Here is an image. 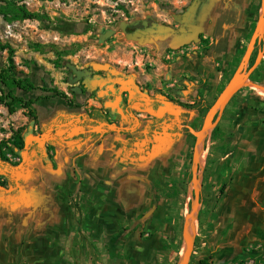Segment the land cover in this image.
Wrapping results in <instances>:
<instances>
[{
	"label": "rangeland",
	"instance_id": "obj_1",
	"mask_svg": "<svg viewBox=\"0 0 264 264\" xmlns=\"http://www.w3.org/2000/svg\"><path fill=\"white\" fill-rule=\"evenodd\" d=\"M7 1L0 0V47L13 49L17 70L38 87L33 92H20L26 99L37 101L31 107L37 117L35 120L29 109L20 108L11 114L0 103V159L15 166L22 159L9 149L13 133L34 121L33 134L40 135L47 128L46 125L53 122L54 110L63 103L64 99L53 97L44 89L57 87L78 108L84 107L80 111L93 115L94 108L88 98L79 97L71 90L68 63L80 68L97 61L111 63L125 72L153 73L157 69L154 60L161 58L165 63L169 60L144 47L148 42L165 37L178 38L181 40L180 47L198 44L197 50L205 55L211 42L210 39L202 40L200 34L195 35L199 41L190 39L192 29L188 33L175 19V15L187 10L182 11L189 0H22L17 3L25 5L31 12L39 13L40 18L13 21L1 11ZM259 1L262 3L260 18L264 13V0H252L248 9L250 19L256 14ZM149 14L161 24L179 31L140 41L123 31V21ZM108 30H112L113 34L102 40ZM257 37L256 43L260 49L259 44L264 36L261 37L258 32ZM249 43L246 37L244 44L234 45L231 54L226 55L220 66H215V76L220 74L219 69H224L223 76L218 79L221 84L217 85L213 75L209 86L212 91L202 92L205 99L202 107L216 104L243 62ZM259 55L261 59L264 58V50ZM9 56L8 48H0V65L8 67ZM244 62V73H247L250 58H245ZM225 73L231 75L228 82ZM193 78L190 76L188 80ZM245 86L254 88L257 93L259 89L264 92V89L252 86L248 81L239 89L243 94H246ZM260 97L264 103V94ZM64 102L68 105L66 100ZM170 103L179 106L174 99ZM253 103L256 104V100ZM226 105L225 102L220 104L221 111ZM235 109L229 107L227 119ZM138 110L134 113H141V109ZM195 114L192 111L184 114L183 121L179 123L182 124L181 136L169 158L166 176L162 179L163 190L167 184L176 183L180 193L166 205L160 191L159 196L163 199L153 211L152 204L140 200L125 202L120 181L124 177L128 179L129 175L117 174L123 163L116 164L115 156L110 159L98 156L95 160H88L89 153L70 146L71 140H62V129L57 131L58 137L49 141L44 150L33 149L24 170L18 175L23 191L21 201L14 205L4 204L0 208V264H137L136 253L142 249L138 245L141 239H149L146 233L154 229V225L160 227L165 244L161 256L152 259L151 264H174L175 254L168 250V244L177 236L183 226L182 217L188 215L193 204L198 205V227L193 235L195 241L188 264H197L200 259H207L210 264H264V126H261L264 113L241 108L236 121H239L240 115L246 116L242 125L236 122L230 128L223 124L226 131H222L223 135L216 140H213L211 132L205 141L206 161L204 166L199 165V172L196 171L191 151L196 139L194 131L203 128L204 115L200 110H196ZM153 117L158 123L161 121V118ZM221 117L222 114L218 113L217 123ZM158 123L157 127L160 128ZM132 124L136 122L132 121ZM129 125L126 121L118 120L108 126L113 129L112 132L117 131L118 127H132ZM216 125H213V129ZM238 125L243 126V130L238 131ZM231 129L236 134L234 137L229 135ZM247 131L251 132V136L242 140L241 136ZM120 134L133 137L137 131L130 128L129 133ZM147 134L153 135V132L148 131ZM252 135L255 137L252 138ZM209 154V180L214 187L218 185L220 175L224 176L228 171V182L235 171L242 170L246 165L250 177L260 176L262 181L258 179L253 184L256 186L254 194L243 198V202L253 198L250 201L253 202L252 213L239 207L244 205L242 200L238 197L239 202L235 201L234 187H228L214 210L210 206L205 208L203 233H200L199 214L203 205L199 202ZM195 176L198 179L193 180ZM131 178L134 182H142V179L151 180L152 176L146 174ZM195 180L196 187L193 189ZM131 228L133 232H128ZM128 247L137 252L130 253Z\"/></svg>",
	"mask_w": 264,
	"mask_h": 264
},
{
	"label": "crops",
	"instance_id": "obj_2",
	"mask_svg": "<svg viewBox=\"0 0 264 264\" xmlns=\"http://www.w3.org/2000/svg\"><path fill=\"white\" fill-rule=\"evenodd\" d=\"M251 1L210 0L204 11L202 27H193L192 33L189 35L191 37L190 39L199 41L198 37L195 38V35L202 31L206 38H210L211 42L207 50V55L203 52L200 54L197 50L199 48L198 44H193L189 47H180L181 40H178V38H158L148 42L144 47L150 48L160 56H164L169 60L168 63H165L161 58L154 60L157 69L153 73H146L145 71L132 73L130 71L125 72L120 70L123 73L120 79L122 84L137 85L135 87L136 92H131V95L137 101V107L140 104L139 102H149L152 96H157L156 105L158 110L161 111L160 113H176L175 120L178 126L172 128L176 123L171 122L167 127H163L164 129L159 128L157 127L158 121L154 119L153 115H148L149 110L141 109V113L139 114L136 112L130 114L132 118L130 119L131 122L127 118L122 120L130 124L129 126H132L130 127L132 130L137 131V134L133 137H125L120 134L124 126L118 127L117 131L114 130L111 132L113 129L108 126V123L105 122L101 115L103 110L101 108L102 104L94 99H89L91 107L94 108L92 116L80 111L84 107H81L82 109L78 108L77 105L69 107L63 100L62 105L54 110L53 122L47 124L46 127L51 126V131H53V126L60 124L61 127L59 129H62V140H71L69 142L70 146L78 148L83 153H89L88 160H95L98 156H105L107 159L115 156L114 162L116 164L119 162L123 163L117 174L122 173V176L129 175L128 179L124 177L120 181V185L124 189L123 195L125 202L140 200L146 204H152L151 210L153 211L156 208L153 205L156 189H163L165 187L162 184V179L166 176L165 169L170 163L169 158L174 152V146L181 136L182 124L180 125L179 123L183 121L184 114H188L191 111L194 114L196 112V109H186L179 104L180 107L177 105L174 106L170 103V100L174 99L179 103L192 104L199 97H204L202 92L212 91L209 86L212 84V76L216 74L215 66H220V62L226 58V55L231 54L234 45L238 43L244 44L246 42L250 23L254 19V17L249 18L248 9ZM261 9L262 7L260 8L259 14ZM183 42H186V40H183ZM213 50L214 52H212ZM219 72V75H214V81L217 85L221 84L218 79L223 76L222 71L220 70ZM190 76L194 78L188 80ZM185 81H191L192 85L188 86ZM262 87L264 89V86ZM174 89H177L178 92H174ZM252 89L259 96V100L256 99V105H258L259 109H247H252L254 112L263 114L264 103L260 95L264 94V92L259 89L257 93L254 88ZM141 91L147 92L148 95L139 93ZM245 118L246 116L240 115L238 123L242 125ZM132 121L136 122V124L133 125ZM261 126H264V123ZM74 129L79 130L78 135H73ZM69 130L71 132H68ZM148 131L153 132V135H148ZM244 135H247V137L244 138ZM244 135L241 136L242 140L251 136V132L249 133L247 131ZM50 136L49 134V138ZM253 137L255 136L252 135ZM54 139L56 138L53 137ZM112 140L116 141L112 142ZM116 148L117 150L114 152ZM112 165L113 163H111ZM247 166H244L242 170L235 171L230 176V181L228 182L226 175L228 171L226 174L222 173L225 175H220L218 178V182L220 181L221 185L227 183L226 191L228 187H234L235 201L237 202H239L238 197L243 202V198L246 195L250 193L254 194V188L256 186L254 187L253 184L258 179L261 180L260 176L251 178V174L247 172V169H249ZM146 174H151V180L142 179V182L132 181L133 178L131 177L136 178L137 176ZM107 182L109 183V181ZM22 196L11 197L7 201L0 198V208L4 204L14 205L20 202ZM162 199L163 197L160 196L159 202ZM250 201H253V198ZM250 201L243 202L244 205H239V207L248 213H252L253 202ZM153 228L149 233H146V235H149V239H141L142 241L138 245L142 249H138V253H136L135 259L138 262L137 264H151V260L156 259L164 250L165 242L161 235V229L156 225ZM131 231L133 232L132 228L130 230L128 229V232ZM128 251L130 253L137 252L132 247H128Z\"/></svg>",
	"mask_w": 264,
	"mask_h": 264
},
{
	"label": "trees",
	"instance_id": "obj_3",
	"mask_svg": "<svg viewBox=\"0 0 264 264\" xmlns=\"http://www.w3.org/2000/svg\"><path fill=\"white\" fill-rule=\"evenodd\" d=\"M22 1V0H8L7 4L1 8V11L3 12L5 17H9L10 21L13 20H19V19H38L40 18V14L36 12H31L26 8L25 5H20L17 2ZM262 7L261 1L258 2L257 7H256V14L254 16L253 21L250 23L249 27V33L247 35L248 40H251L253 34L256 31L259 18H260V8ZM260 43V42H259ZM257 44V43H255ZM261 45V48L258 49V44L256 45L255 51L251 54L250 56V64H249V69L254 66L256 63V60L258 58V53L262 50H264V38L262 42L259 44ZM1 49L8 48L10 50V56H9V65L8 67H3L0 65V103L4 105L9 113L13 114L15 113L18 109L20 108H25L29 109L30 115L35 119H37L36 115L31 111V107L37 102L34 99H26L23 95L20 94V92H33L36 90L38 87L28 78L22 77L21 73L17 70V67L14 63L13 60V54L14 51L11 47L9 46H1ZM245 50H247L245 48ZM237 67V66H236ZM219 70H224V69H219ZM225 79L227 82L231 78V75L228 73H225ZM249 80L257 85L264 86V58L260 60V63L254 68L252 73L249 76ZM226 82V83H227ZM225 85V84H223ZM46 92H49L52 94L53 97H59L61 99H64L68 102L69 106H76L74 101L64 92L59 90L57 87H51L50 89H44ZM244 90L246 94H243L241 90H238L236 93L233 94L229 102L227 103L226 107L224 108L222 112V117L221 120L217 123V125L214 127L212 131V137L213 140H216L217 138L220 137V135H223V132L226 130L223 129V124H227V126H232L235 125L237 120V114L241 108H254V109H259L258 105L253 103L254 100H259V96L255 93V91L249 87L245 86ZM178 92L177 89H174V92ZM205 99L203 97H199L194 103L188 104V103H178L180 106L186 108V109H196L200 110L201 113L204 115V120L206 119L207 114L213 107V105H208L205 107L203 106V101ZM234 107L235 112L232 114V116L228 117L227 119L226 115L228 113L229 107ZM218 118V113L215 114L214 116V122ZM32 128L31 130L28 129V127H20L17 131L13 133L11 141H9L12 146L9 145V149L11 152L15 155H20V152L24 150V144H25V137L29 133H33L34 130V121L32 122ZM233 129V128H232ZM229 132V135L234 137L236 135L235 133ZM238 131L243 130V126L238 125L237 127ZM223 131V132H222ZM196 140V139H195ZM194 149H195V141L193 144V149L191 151L192 154V159L194 157ZM210 167H211V155L209 154L207 156V165L204 170V178H203V189L201 192V197H200V203H202L203 207L200 211L199 214V232L203 233V224H204V219H203V213L205 212V208L207 206H210V209H215L217 205L221 202L222 196L226 193V187L227 183H223L222 185L220 184L221 182H218L217 186H213V184L209 180V175H210ZM166 185V184H165ZM163 194V196L166 199L165 204L169 205L170 201L174 198H176L179 193L180 189L177 187L176 183H169L166 185V189H156V194L154 196L153 200V205L154 207H157V205L160 203L159 199V193ZM184 222L182 228H184L185 224V217H182ZM180 228L178 231V234L176 237H174L173 241L168 244V250L170 252H173L174 255V260L173 263L177 264L180 258V250L182 247L183 243V229ZM197 264H210V262L207 259H200Z\"/></svg>",
	"mask_w": 264,
	"mask_h": 264
},
{
	"label": "flooded vegetation",
	"instance_id": "obj_4",
	"mask_svg": "<svg viewBox=\"0 0 264 264\" xmlns=\"http://www.w3.org/2000/svg\"><path fill=\"white\" fill-rule=\"evenodd\" d=\"M195 0H189L188 4L186 5L187 7L184 8L182 11L184 12L188 6L193 3ZM210 0H198V9L195 11V13L192 15V17L189 18L186 24L182 25L179 24L180 27H182L185 31L190 33V29H193V27H202L203 21V16H204V11L206 9V6L209 4ZM123 31L127 33V35L132 34L137 40H144L147 39L148 36L147 33L149 32V28H152L155 23L161 24L162 22H159L157 19L152 17V15H147L143 18L137 17L131 21H123ZM179 23V22H177ZM200 34L201 39L206 41L210 39L209 37L206 38L205 34L201 31L198 33ZM157 38V37H156ZM112 68L116 70L115 74L112 73H107L103 71H93L92 67L87 64L79 69L82 70H91L92 74L91 77L93 78L94 76H98L95 80L97 82H92L91 80H87V84L84 83L85 77L81 78L78 80L76 83L82 88V93L77 94L74 92L75 95L81 97H87L89 99H94L95 101H99L102 104V117L105 120V122L108 123H115L118 120H123L124 118H127L128 120L132 119L130 117L131 113H134L135 110L139 111L138 109H143V110H149L148 113L150 115H153V112H159L157 105H156V99L157 96H152L150 98L149 102L146 101H141L138 104L139 106L137 107V101H135V97L131 95V92L129 90H135V87L137 85L135 84H127L124 85L120 82L122 72L117 69L116 66L112 65ZM76 74L72 72L71 69H69V74H68V81L69 85L72 87L74 84H71V81L76 78ZM130 78V77H129ZM94 81V80H93ZM75 84V85H76ZM79 89V88H78ZM106 103H108V106H106ZM122 110V112H120ZM173 116H170V114H166L161 121H159V126L160 128L164 129L163 127H167L171 122L176 123V114ZM125 116V117H124ZM169 122H167V120ZM166 121V122H165ZM162 124H161V123ZM174 126H178V124H174ZM51 126H48L44 132L49 133L51 136L48 141L44 143V145H40V143L33 142L31 144V148L29 152H31L33 149H41L44 150L47 146V143L49 141H54L53 137L57 138L58 136L56 135L57 131L61 127L60 124H55L53 126V131H51ZM85 129V127H84ZM130 127L124 126L121 130L123 133L127 132L129 133ZM171 129V128H170ZM72 130V129H71ZM69 130L68 132H71ZM44 132H41L44 133ZM68 134V133H67ZM79 130L74 129L73 135H78ZM197 140V138H196ZM195 140V143H196ZM23 151V150H22ZM21 151V152H22ZM40 153V152H39ZM21 159H23L22 154L20 153ZM1 169V166H0ZM22 196L23 191L20 187L19 183V178L16 173H3L0 174V198L2 200L7 201L11 197H16V196Z\"/></svg>",
	"mask_w": 264,
	"mask_h": 264
},
{
	"label": "water",
	"instance_id": "obj_5",
	"mask_svg": "<svg viewBox=\"0 0 264 264\" xmlns=\"http://www.w3.org/2000/svg\"><path fill=\"white\" fill-rule=\"evenodd\" d=\"M198 0L193 1V3H191V5L187 8V10L179 15H175V19L178 20L181 24H185L190 17H192V15L195 13V11L198 9ZM179 30L174 29L173 27L166 25V24H157L155 23L153 25L152 28H149V32L147 33L148 36H158V35H165V34H171V33H177ZM260 32V36L263 37L264 36V13L261 15V18H259V22L256 28L255 33L253 34L249 46L247 48L246 54L244 56V60L245 58H250L252 51L255 47V43L257 40V33ZM111 34H113L112 30H108L104 33L102 40H104V38L109 37ZM130 37H134L132 34H129ZM261 56H263V53H261ZM261 56L259 55L256 63L254 64V66L252 68H250L247 73H244V60L241 63L240 67L238 68V70L236 71V73L234 74V76L231 78V80L228 82V84L226 85V87L224 88L223 92L221 93V95L219 96L217 102L215 105H213V107L211 108V110L209 111V113L207 114V117L205 119L204 122V126L201 130L199 131H194V135L196 136V138L200 135V133H202L204 130L209 129L210 127H212L213 125H216L217 120L214 122V116L216 113H221V109H220V104L222 102H225V105L228 103V101L231 99V97L233 96L234 93H236L239 89L242 88L243 85H245L249 80V76L252 73V71L254 70V68L260 63L261 60ZM91 67L93 71H103V72H107V73H112L115 74L116 70L114 68H112V64L111 63H103V62H97V61H91L90 63H88ZM68 68L72 70L73 73H75L77 76L76 78H74L71 81V84H74V86L71 87V90L76 92L77 94H81L82 93V88L77 85L76 83L78 82V80H80L81 78L85 77L84 83L87 84V80H91L92 82H97L95 79L99 77L94 76L93 78L91 77L92 71L91 70H82L77 68L75 65L68 63L67 64ZM94 80V81H93ZM185 83L190 86L192 85L191 81H185ZM251 84L258 86L260 88H263L260 85L254 84L250 81ZM76 84V85H75ZM79 88V89H78ZM130 92H136L135 90L130 89ZM137 90V89H136ZM138 91V90H137ZM139 93H144L145 95H148L147 92H139ZM106 106H108V103H106ZM217 108V109H216ZM122 112V110L120 111ZM159 112H153V114L161 119H163L165 117L166 114H161ZM167 113V112H166ZM176 114V113H175ZM32 125H29L28 129L31 130ZM49 140V133H42L40 135H35L33 133H29L28 135H26L25 137V144H24V150L22 152H20L22 154V162L18 165L15 166L9 162H4L0 159V173H16L17 175H19V173H21L26 164L28 163L29 160V150L31 148V144L33 142H37L40 143V145H44V143L46 141ZM195 152V149H194ZM195 155V153H194ZM194 162H195V156L193 157ZM196 171L199 172L200 171V167L196 165ZM194 179H198V176H195L193 178ZM199 202V200H197ZM200 203V202H199ZM190 213L192 212V207L190 208ZM187 219H188V215L185 217V224H184V228H183V243H182V247L185 244L186 240H185V236L188 235L189 241L187 243V249H188V257H187V261L186 264L189 263V258L194 246V241H195V237L192 236V232L190 229H188L187 225ZM181 247V248H182ZM180 259L177 264L180 263Z\"/></svg>",
	"mask_w": 264,
	"mask_h": 264
},
{
	"label": "bare ground",
	"instance_id": "obj_6",
	"mask_svg": "<svg viewBox=\"0 0 264 264\" xmlns=\"http://www.w3.org/2000/svg\"><path fill=\"white\" fill-rule=\"evenodd\" d=\"M258 34V33H257ZM213 129V126L210 127L207 130H204L200 135L197 137L196 143H195V163L197 166L205 164L206 161V149H205V141L209 134H211ZM198 182V181H197ZM196 180L194 181L193 189L196 187ZM187 227L191 230L192 236L197 230L198 227V205L193 204L192 206V212H188V219H187ZM185 244L180 250V263L179 264H186L187 257H188V249H187V243L189 241L188 235L185 236Z\"/></svg>",
	"mask_w": 264,
	"mask_h": 264
}]
</instances>
